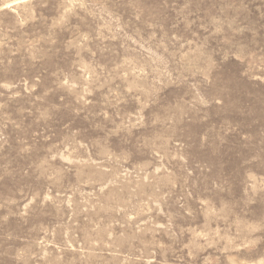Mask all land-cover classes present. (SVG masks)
<instances>
[{"label":"rangeland","instance_id":"obj_1","mask_svg":"<svg viewBox=\"0 0 264 264\" xmlns=\"http://www.w3.org/2000/svg\"><path fill=\"white\" fill-rule=\"evenodd\" d=\"M0 264H264V0H0Z\"/></svg>","mask_w":264,"mask_h":264},{"label":"bare ground","instance_id":"obj_2","mask_svg":"<svg viewBox=\"0 0 264 264\" xmlns=\"http://www.w3.org/2000/svg\"><path fill=\"white\" fill-rule=\"evenodd\" d=\"M21 1H23V0H21ZM17 2V1H16ZM15 3V2H14ZM16 4V3H15ZM4 5V4H3ZM9 5V4H8ZM8 5H6V6H8ZM3 7H5V6H3Z\"/></svg>","mask_w":264,"mask_h":264}]
</instances>
